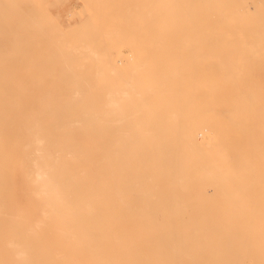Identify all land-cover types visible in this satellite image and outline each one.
Listing matches in <instances>:
<instances>
[{"label": "rangeland", "instance_id": "374dc122", "mask_svg": "<svg viewBox=\"0 0 264 264\" xmlns=\"http://www.w3.org/2000/svg\"><path fill=\"white\" fill-rule=\"evenodd\" d=\"M243 1L0 0V237L29 234L25 230L28 223L18 218L35 211L25 176L29 163L26 156L35 147V143L29 147L33 137L28 125L39 118V108L45 106L41 100L53 101L59 95L63 98L78 87L76 84H82L83 90L104 93L119 89L124 78L135 72L136 81L143 84L138 90L143 91L152 82L150 75L155 74L156 83L165 82L167 91L184 92L171 97L173 106H181L179 110L170 107L177 117L170 121L178 125L174 129L202 111L206 126L198 132L199 138L206 140L203 149L209 154L219 149L214 147L212 129L205 119L232 122L228 118L232 106L225 96L254 92L264 100V0L246 1L250 13L239 11L240 15L235 10ZM256 1L259 5L254 8ZM69 8L73 13L70 21L66 20ZM168 26L173 28L170 34ZM220 35L224 38L218 40ZM127 51L133 54L127 55ZM95 54L104 59L100 64L103 71L98 74L94 72ZM110 61L115 64V72H110ZM219 98L223 104L218 103ZM202 102L212 104L200 107ZM246 170L241 169L245 183L234 188L165 187L167 204L173 197L181 204L198 199L200 206L196 209H202L206 218L192 219L186 212L182 222H167L158 213L155 224L195 227L203 220V230L208 234L178 232L173 236L152 235L153 240L193 241L195 253L189 259L196 264H212L215 250L222 251L221 264H264V235L260 233L264 223H260L259 215L264 204V170ZM229 194H238L228 202L229 207L210 205L197 196L215 195L217 201H223ZM208 224L215 225L213 232ZM3 255L0 253V257ZM182 258L179 262L188 264L189 259Z\"/></svg>", "mask_w": 264, "mask_h": 264}, {"label": "bare ground", "instance_id": "6f19581e", "mask_svg": "<svg viewBox=\"0 0 264 264\" xmlns=\"http://www.w3.org/2000/svg\"><path fill=\"white\" fill-rule=\"evenodd\" d=\"M246 1L235 10L238 14L250 13ZM72 16L69 8L66 20ZM172 32L168 26L167 33ZM95 55L94 72L98 74L103 71L100 64L104 59ZM115 71L110 61V72ZM136 77L135 72L127 75L119 89L104 93L83 90L82 84H76L78 87L63 98L59 95L53 101H40L45 106L39 108V120L28 125L33 137L29 147L33 143L35 147L26 156L25 175L35 211L18 218L28 223L25 230L29 234L0 237V253L4 254L0 264H182V256L187 260L194 256L193 241H157L152 235L208 234L203 230L204 221L199 220L195 227L157 225V214L162 213L167 222H182L186 212L192 219H205L206 214L196 209L198 199L181 204L173 197L167 204L164 188H234L245 183L242 168L263 172L264 100L258 93L225 96L232 106L228 117L232 122L205 119L212 129L214 147H220L209 154L203 149L206 140L200 139L198 132L206 126L205 113H195L184 126L174 129L178 125L170 123L177 118L173 108L181 106H173L171 97L184 92L167 91L165 82L156 83L155 74L141 91L143 84ZM221 101L219 98L218 103L223 104ZM209 104L212 102H202L200 107ZM164 110L169 113L163 115ZM197 196L210 205L229 207L228 202L238 194L223 196L227 198L223 201H217L215 195ZM259 215L264 223V204ZM257 222L252 221L251 227ZM206 227L213 232L215 225ZM260 233L264 235V227ZM142 237L149 239L140 240ZM215 251L212 264H221L222 251ZM189 262L196 264L193 258Z\"/></svg>", "mask_w": 264, "mask_h": 264}]
</instances>
